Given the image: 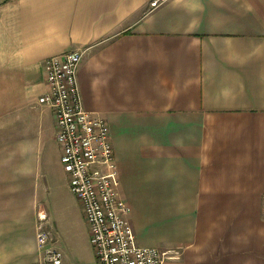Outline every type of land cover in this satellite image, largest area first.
Here are the masks:
<instances>
[{
    "label": "crops",
    "instance_id": "0c3cea01",
    "mask_svg": "<svg viewBox=\"0 0 264 264\" xmlns=\"http://www.w3.org/2000/svg\"><path fill=\"white\" fill-rule=\"evenodd\" d=\"M150 3L0 0V264H40L61 163L38 97L45 59L67 52L82 53V105L107 123L136 243L163 264H264V0Z\"/></svg>",
    "mask_w": 264,
    "mask_h": 264
},
{
    "label": "built area",
    "instance_id": "2783aa9c",
    "mask_svg": "<svg viewBox=\"0 0 264 264\" xmlns=\"http://www.w3.org/2000/svg\"><path fill=\"white\" fill-rule=\"evenodd\" d=\"M165 0H151L155 7ZM81 52L49 56L44 61L45 92L38 103L55 120V140L68 188L77 198L88 227L94 264H163L164 253L135 241L130 208L118 196V176L105 120L84 110L77 80ZM54 226L38 212L36 244L40 264H62Z\"/></svg>",
    "mask_w": 264,
    "mask_h": 264
},
{
    "label": "rangeland",
    "instance_id": "374dc122",
    "mask_svg": "<svg viewBox=\"0 0 264 264\" xmlns=\"http://www.w3.org/2000/svg\"><path fill=\"white\" fill-rule=\"evenodd\" d=\"M44 203L45 216L49 223L53 226L56 223L58 228L61 223L70 226L71 229H67L66 234L58 229L59 249L64 264H94V254L88 240V227L82 208L68 188L66 174L61 164L56 168L52 182H48ZM55 232L57 234V229Z\"/></svg>",
    "mask_w": 264,
    "mask_h": 264
}]
</instances>
